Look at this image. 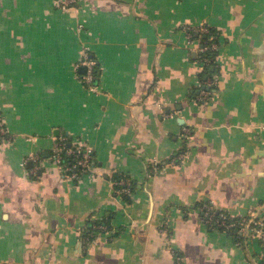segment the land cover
<instances>
[{"label": "crops", "instance_id": "0c3cea01", "mask_svg": "<svg viewBox=\"0 0 264 264\" xmlns=\"http://www.w3.org/2000/svg\"><path fill=\"white\" fill-rule=\"evenodd\" d=\"M188 26L218 34L205 81ZM208 205L264 217V0H0V264H264Z\"/></svg>", "mask_w": 264, "mask_h": 264}, {"label": "built area", "instance_id": "2783aa9c", "mask_svg": "<svg viewBox=\"0 0 264 264\" xmlns=\"http://www.w3.org/2000/svg\"><path fill=\"white\" fill-rule=\"evenodd\" d=\"M81 0H55V5L62 9V10H69L75 8ZM186 34L188 35L189 40L191 41V34L192 31L196 32H203L206 31V27H192L188 26L185 27ZM211 47L213 49L217 48V44L212 43ZM206 46H200L199 50H205ZM81 65L86 67V71L83 76V80L85 82H91L93 74L92 70L96 64V61L88 55L86 50L83 51V57L80 61ZM203 95H208L209 91H205V89L201 90ZM53 160L59 166V168L70 178L72 179H79L80 176L87 173L92 166V149L88 145L85 144H68V138L66 136H60L53 147ZM63 156L68 157L70 156V161H66L63 159ZM33 158V156L30 155ZM183 154L179 153L176 155V159H182ZM119 184L121 186L120 192L129 194L131 191L130 184L119 180ZM204 218L207 222L211 220H216L221 223L225 224L226 215L219 213V217H215V211L213 210L212 206L208 205L205 206L203 209ZM237 225L240 227V230L244 228L251 229L254 234L260 238L261 241H264V217L246 214L241 216L239 219L234 220L226 226H234ZM264 257V255H263Z\"/></svg>", "mask_w": 264, "mask_h": 264}, {"label": "trees", "instance_id": "16d2710c", "mask_svg": "<svg viewBox=\"0 0 264 264\" xmlns=\"http://www.w3.org/2000/svg\"><path fill=\"white\" fill-rule=\"evenodd\" d=\"M191 39L198 40L200 46H206L205 50L199 51V53H198V58L203 63L202 71L200 73V78L202 79V81H205L206 80L205 77L211 76V74L214 72V70L211 69V67H213V66L215 67V58L217 55V48L213 49L211 47V44L212 43H215V44L218 43V41H217L218 40V34H217L216 30H214L210 27H207L206 31H203V32L192 31ZM96 65L97 64H95V66L93 67V70H92L93 77H92L91 82H94L97 79L96 77L98 75V73H97L98 69H97ZM202 87L206 88V85L204 82H202ZM209 89L212 90L213 88L210 86ZM63 159L66 161H70V156H68V157L63 156ZM119 186L120 185L116 184V187H119ZM130 186H133V185L131 184ZM132 189H133V187H132ZM224 215H226V217H227L225 224H221L219 222V220L218 221L211 220L209 222V224L211 226H215V227L221 229L222 231H226L230 235H233V237L237 238L238 237V231L240 230V227L237 225H234V226H226V225H228V223H230L234 220L239 219L241 216L230 217L227 214H224ZM214 216L219 217V212H216ZM92 223L93 222L89 223V227L86 228V230H84L83 234H86L87 232H89L91 230L90 226ZM262 242L264 243V241H262Z\"/></svg>", "mask_w": 264, "mask_h": 264}, {"label": "water", "instance_id": "95a60500", "mask_svg": "<svg viewBox=\"0 0 264 264\" xmlns=\"http://www.w3.org/2000/svg\"><path fill=\"white\" fill-rule=\"evenodd\" d=\"M80 70H81L82 72H85V71H86V67H85V66H84V67H81Z\"/></svg>", "mask_w": 264, "mask_h": 264}]
</instances>
